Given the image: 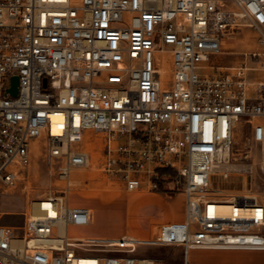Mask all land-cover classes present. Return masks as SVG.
Masks as SVG:
<instances>
[{"label": "built area", "instance_id": "built-area-1", "mask_svg": "<svg viewBox=\"0 0 264 264\" xmlns=\"http://www.w3.org/2000/svg\"><path fill=\"white\" fill-rule=\"evenodd\" d=\"M240 26L264 44V0H0V182H15L41 138L67 180L22 225L0 213V264H163L143 246L180 247L184 264L192 249L264 250V201L212 186L215 175L251 177L257 142L264 180V68L248 62L260 55L213 64ZM242 123L252 136L234 161ZM88 131L100 137L98 158ZM158 169L184 182L183 220L148 239L70 234L93 222L90 208L71 204L73 170L94 173L82 185L154 191Z\"/></svg>", "mask_w": 264, "mask_h": 264}, {"label": "rangeland", "instance_id": "rangeland-1", "mask_svg": "<svg viewBox=\"0 0 264 264\" xmlns=\"http://www.w3.org/2000/svg\"><path fill=\"white\" fill-rule=\"evenodd\" d=\"M223 54L213 60L215 66H232L240 60L246 59V52H257L260 56L249 58L251 66L264 68V44L259 40V33L249 26H240L226 35L223 43ZM262 70V69H261ZM264 75L263 71H259ZM258 72L253 73V78H258ZM251 124H239L235 131L233 146L234 161L241 156L246 144L252 136ZM90 140L85 147L98 158L100 150V137L94 131H88ZM261 144L254 145L252 163L255 173L251 177L233 175L225 179L219 175L212 178V186L216 190H222L227 194L255 193L264 201V180L260 168ZM61 159L50 158L44 139L34 142L31 147L30 161L18 171V176L13 184L0 182V213L1 221L12 225H22L26 215L30 212L32 203L41 197L59 195L67 188V180L61 175ZM94 178V173L87 171L79 173L73 170L71 173L72 186L70 189L73 205H89L96 209L97 223L87 230L82 227H71L73 236L84 234H102L109 237H121L124 234H136L139 237L151 236L152 222L148 215L153 212L146 211L140 206L131 204L129 192L119 187H109L102 180H91L87 185H82L78 180L81 177ZM184 182L178 174L169 170V174L161 177L160 188L154 190L162 192L165 196L183 193ZM150 191L148 189L139 190ZM82 195H80V194ZM90 199H100L92 201ZM140 252L145 257L158 259L163 264H184V252L182 248L174 246H143ZM206 264H212L220 260H203Z\"/></svg>", "mask_w": 264, "mask_h": 264}, {"label": "crops", "instance_id": "crops-1", "mask_svg": "<svg viewBox=\"0 0 264 264\" xmlns=\"http://www.w3.org/2000/svg\"><path fill=\"white\" fill-rule=\"evenodd\" d=\"M128 195L131 204L140 206L146 211L153 212L148 215L149 221L152 222L151 236L153 238L158 228L165 223L181 221L185 218V194L177 193L171 196H165L162 192L156 191H129ZM80 194V193H79ZM70 194V201H71ZM82 195V194H80ZM89 200V199H88ZM99 201L100 199H90L89 201ZM100 202H104L100 200ZM105 203V202H104ZM72 204V202H71ZM73 205V204H72ZM88 207L93 211V222L82 229L87 230L97 223L96 209L89 205H73ZM139 237L136 234H124ZM83 237H109L102 234H84L78 235ZM123 236V235H122ZM143 238V237H139ZM144 238V239H148ZM180 248V247H176ZM203 260H220L212 264H264V250L255 249H192L189 251V264H206ZM208 264V263H207Z\"/></svg>", "mask_w": 264, "mask_h": 264}, {"label": "water", "instance_id": "water-1", "mask_svg": "<svg viewBox=\"0 0 264 264\" xmlns=\"http://www.w3.org/2000/svg\"><path fill=\"white\" fill-rule=\"evenodd\" d=\"M45 83H46V81H45ZM18 86H19V78L18 77H14L13 78L12 87L8 90V92H10L13 95H17Z\"/></svg>", "mask_w": 264, "mask_h": 264}, {"label": "bare ground", "instance_id": "bare-ground-1", "mask_svg": "<svg viewBox=\"0 0 264 264\" xmlns=\"http://www.w3.org/2000/svg\"><path fill=\"white\" fill-rule=\"evenodd\" d=\"M245 194H248L247 192H245ZM220 209L224 212H228L232 209V206L230 204H223Z\"/></svg>", "mask_w": 264, "mask_h": 264}, {"label": "trees", "instance_id": "trees-1", "mask_svg": "<svg viewBox=\"0 0 264 264\" xmlns=\"http://www.w3.org/2000/svg\"><path fill=\"white\" fill-rule=\"evenodd\" d=\"M169 174V170L168 169H158V175L159 177H164L165 175Z\"/></svg>", "mask_w": 264, "mask_h": 264}]
</instances>
